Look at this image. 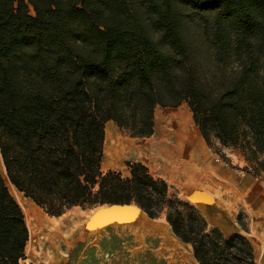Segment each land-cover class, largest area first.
Instances as JSON below:
<instances>
[{
    "label": "trees",
    "instance_id": "1",
    "mask_svg": "<svg viewBox=\"0 0 264 264\" xmlns=\"http://www.w3.org/2000/svg\"><path fill=\"white\" fill-rule=\"evenodd\" d=\"M186 103L207 146L264 179V0H0V156L9 184L50 216L134 205L164 214L197 264H255L140 162L101 171L104 124L153 134ZM0 173V264L29 232ZM244 228V226H243Z\"/></svg>",
    "mask_w": 264,
    "mask_h": 264
},
{
    "label": "rangeland",
    "instance_id": "2",
    "mask_svg": "<svg viewBox=\"0 0 264 264\" xmlns=\"http://www.w3.org/2000/svg\"><path fill=\"white\" fill-rule=\"evenodd\" d=\"M155 111L160 113L182 112L188 116L200 137L208 159L223 171L225 177L213 181V185L211 186L186 189L184 181L176 178L175 174H179L177 171L170 169L171 172H164L162 170V166L168 168L166 165L173 162L165 156L159 155L161 157L141 161L140 159L126 155L121 157L118 163H115L104 150L101 171L115 170L120 172L122 176H127L129 175V170L126 166L127 162H140L144 164L152 175L163 178L170 186L172 192L176 193L180 199L188 202L202 214L209 227H217L226 234L233 232L243 234L254 249L255 264L259 260L257 256H261L260 262L264 263V247L260 245V242L264 241V179L247 174L243 170L245 165L243 160L230 149H222V152L228 158L225 161L213 148L207 146L192 120L191 112L186 103H181L177 107L157 106ZM108 122L116 128L122 139H126L127 143L134 142L139 144L143 140L152 141L153 134L149 137H132L128 132L117 127L113 121ZM171 140L176 146L177 153L183 157L187 151L184 150L182 145L180 146L179 139L171 138ZM8 190H10V194H12L22 210L29 232L24 258L19 261L20 264H49L53 260L54 247L63 241L64 238H70V241H63L64 246L67 243L73 245L69 252L62 254L67 258H69L68 254L70 255L71 258H69L70 262L68 264H106L105 257H112V263L115 264L116 257L118 256L125 257L127 255L132 257L131 252H126L127 248L123 245L124 243H128L132 248L133 246L137 247L138 245L133 243V234L135 233L149 235L148 239L151 242H148L146 239V246L143 252L133 255L143 256L146 253L147 260L150 262L143 264H157L158 257H172L170 252L172 242H177L176 239L180 241L173 235L168 225L166 231L159 228L156 229L154 227L156 224L154 225V223L146 227L144 225L141 226V224H123L125 222L113 225L104 223L106 217H100L101 221L104 219L102 223L97 222L100 224V227L96 234L92 230H88L85 233L82 229L84 222L94 217L98 221L99 211L110 209L109 206L103 205L92 208L75 206L66 210L60 216H50L31 199L25 197L23 193H18L19 196H17L10 187ZM197 192L208 193L212 197L211 201L194 198ZM156 219L157 221L165 220L164 214ZM181 243L185 248L191 249L183 242ZM98 255H101V258H98ZM191 258L193 260L192 264H197L192 250ZM161 264H166V262L163 261Z\"/></svg>",
    "mask_w": 264,
    "mask_h": 264
},
{
    "label": "bare ground",
    "instance_id": "3",
    "mask_svg": "<svg viewBox=\"0 0 264 264\" xmlns=\"http://www.w3.org/2000/svg\"><path fill=\"white\" fill-rule=\"evenodd\" d=\"M155 130L156 132L152 137V141L150 142L146 141L143 145L136 144L134 142L127 143V141H125L126 139H122L119 136V133L116 130V128L111 126L110 123H107L105 125V135H106L105 153H107L115 163H118L119 159L126 155L129 157L130 156L135 157V155H138V158H141L145 153H149L152 155L154 154L153 155L154 157H152L151 155L149 156V158H154V159L161 157L159 155H162L171 159L173 162L180 161L181 164L184 165L183 169L185 168V170L187 168L193 170L192 166H190L191 163H198V161H202L203 163L209 162L208 156L206 154L205 148L201 143L200 137L198 136L197 131L194 129V126L191 124V119L188 116H186L184 113L182 112L160 113L158 111L155 112ZM171 138L179 139L178 141L180 143V146L182 145L184 150L187 151L183 157H181L179 153H177L176 146L172 142ZM0 173L3 176L5 182L8 184V186L13 190V193L19 196L18 192L8 182V179L5 175V171L2 165L1 156H0ZM195 197L205 201L208 200L209 202L212 199V197L206 192H197L194 195V198ZM99 212L100 213H98V221L94 217L91 220L84 222L82 227L83 232L86 233L88 230H92V232L96 234V232L99 230L100 227L99 226L100 224L97 222L102 223V221L104 220L103 219L101 221L100 217L102 218L106 217L107 220L105 218L104 223L113 224V225H118L119 223L122 224V222H125L123 224L140 223L141 225H144L146 227L154 223V225L156 224L154 226L156 229L159 228L162 229L163 231H166V227H168L165 221L151 222L149 220L148 221L145 220L144 217L141 215V213H139L140 212L139 209L136 208L134 205L122 209L110 208V209L101 210ZM68 240L70 241V238L63 239V241L65 242ZM63 241L59 242L57 246L54 247L55 251L53 252V260L51 259L52 261L49 264H59V263L68 264L70 262L69 260V258H71L70 255L68 254L69 258H67L62 254H64L65 252H69L70 249L73 247V245L67 243L64 246ZM260 245L264 247L263 246L264 241H261ZM170 252L172 257L169 258L158 257L159 259L157 261V264H161L163 261H165L166 264H191L189 262L188 251L175 244V241L172 242V249L170 250ZM131 256L132 257L127 255H125V257L118 256L116 257L115 264H143L146 262H150L147 260L148 258L147 256L146 257L142 255H138V256L131 255ZM97 257L101 258V255H98ZM257 258L259 259L257 260L258 261L257 264L262 263L260 262L262 257L257 256ZM105 260H106V264H113L112 257H105Z\"/></svg>",
    "mask_w": 264,
    "mask_h": 264
},
{
    "label": "crops",
    "instance_id": "4",
    "mask_svg": "<svg viewBox=\"0 0 264 264\" xmlns=\"http://www.w3.org/2000/svg\"><path fill=\"white\" fill-rule=\"evenodd\" d=\"M107 123H110V122H107ZM155 132H156V130H155V114H154L153 135L155 134ZM146 141H148V140H143L139 144L143 145ZM105 147H106V135H105V126H104V142H103V150L104 151H105ZM150 155L153 156L154 154L152 155V154H149V153H145L141 158H138V155H135V158L140 159L141 161H147L148 159H150L149 158ZM159 159H161V158H159ZM168 164L166 165L168 168H165V167L162 166V170L164 172H167V171L171 172L170 169L177 171L179 174H175V176H176L177 179H182L184 181V186L186 187V189H189V188L191 189L194 186L195 187L211 186V185H213L212 184L213 181H216L219 178H222V177L224 178L225 177L223 171H221L217 166H215L214 163H212L211 160H209V162H206V163H203L202 161H198V163H191L190 166H192V168H193V170L195 172L192 169H190V168H187L186 170H185V168L183 169L184 165H182L180 161L172 162V163H168ZM192 191H190V192H192ZM139 211H140L139 213H141V215L144 217L145 220H147V221L149 220L151 222H156L157 221V219L149 218L141 209H139ZM158 221H160V220H158ZM161 221H165V220H161ZM165 223H166V221H165ZM138 224H140V223H138ZM142 232H144V231H142ZM133 235H134L133 243H136V245H138V246L137 247L133 246V248H132L131 245H129L128 243L127 244L124 243L123 246H125L127 248L126 252H131L132 255L133 254L142 253L143 249H145V246H146V239H147L148 242H151V240L148 239L149 235L137 234V233H135ZM176 241L177 242H175V244H177L179 247H182V248H184V249H186L188 251V253H189V262L192 264L193 260L191 258V249L185 248L184 245L180 241H178L177 239H176ZM187 246H189V245H187ZM96 248L99 249V247H97V246H96ZM137 249H139V250H137ZM143 256L146 257V253ZM262 264H264V263H262Z\"/></svg>",
    "mask_w": 264,
    "mask_h": 264
},
{
    "label": "water",
    "instance_id": "5",
    "mask_svg": "<svg viewBox=\"0 0 264 264\" xmlns=\"http://www.w3.org/2000/svg\"><path fill=\"white\" fill-rule=\"evenodd\" d=\"M107 206H109V208H120V209H122V208L128 207L129 205H107Z\"/></svg>",
    "mask_w": 264,
    "mask_h": 264
}]
</instances>
